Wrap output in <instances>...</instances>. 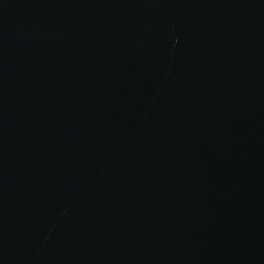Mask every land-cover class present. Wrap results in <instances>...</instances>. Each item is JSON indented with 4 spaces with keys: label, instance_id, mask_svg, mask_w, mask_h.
<instances>
[{
    "label": "water",
    "instance_id": "water-1",
    "mask_svg": "<svg viewBox=\"0 0 264 264\" xmlns=\"http://www.w3.org/2000/svg\"><path fill=\"white\" fill-rule=\"evenodd\" d=\"M0 264H264V0H0Z\"/></svg>",
    "mask_w": 264,
    "mask_h": 264
}]
</instances>
